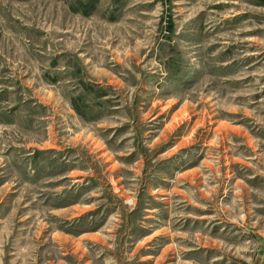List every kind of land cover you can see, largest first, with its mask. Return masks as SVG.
<instances>
[{
  "label": "rangeland",
  "instance_id": "1",
  "mask_svg": "<svg viewBox=\"0 0 264 264\" xmlns=\"http://www.w3.org/2000/svg\"><path fill=\"white\" fill-rule=\"evenodd\" d=\"M0 264H264V0H0Z\"/></svg>",
  "mask_w": 264,
  "mask_h": 264
}]
</instances>
